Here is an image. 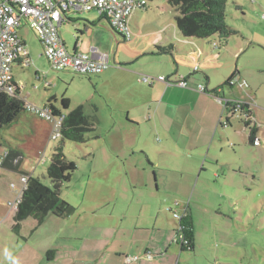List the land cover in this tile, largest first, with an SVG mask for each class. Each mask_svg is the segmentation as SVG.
I'll return each mask as SVG.
<instances>
[{
	"label": "crops",
	"instance_id": "1",
	"mask_svg": "<svg viewBox=\"0 0 264 264\" xmlns=\"http://www.w3.org/2000/svg\"><path fill=\"white\" fill-rule=\"evenodd\" d=\"M176 16L168 0H147L145 7L135 8L129 16L132 37L126 40L97 10L66 13L59 34L67 49L78 53L94 50L106 56L108 68L92 75L51 69L39 38L22 20L18 33L28 51V61L25 64L17 60L12 74L18 96L25 103L60 109L61 99L67 98L70 109L82 106L84 113L95 115L96 126L106 122L111 128L117 124L136 128L139 133L131 155L143 153L142 146L148 149L150 138L152 147L163 156L146 157L153 169V182L131 178V187L141 195L133 190L135 195L129 197L127 209L115 212L113 207L108 208L112 198L103 191L94 197H77L78 203L61 195L74 211L68 216H50L41 225L34 222L29 233L21 227L18 237L22 245L15 240L12 256L0 264H183L189 258L184 254L195 256V244L194 251L189 252L174 242L178 220L163 202L173 186L168 185V180L176 176H159L154 169L176 159L174 173L181 179L205 180L242 170L264 176V80L258 79L264 75V65L249 61L240 64L237 58L242 44L233 47L236 41L222 46L215 37H184L176 26ZM143 75L153 78L152 83L139 81ZM160 75L168 83L157 79ZM179 80L186 81V85H179ZM238 81L248 86L240 87ZM61 84L65 88L59 90ZM50 86L53 88L47 89ZM235 100L246 103L243 114H232L229 105ZM102 113H108L107 121ZM39 119L42 131L37 119L28 120L27 126L47 145L51 124ZM245 123L256 128L254 137L259 139V145L249 141L250 129ZM152 135L157 143L152 141ZM8 147L0 144L4 148L0 156L8 152ZM245 149L253 152L252 164L243 166L238 154ZM241 159L245 155L241 154ZM36 161L45 162V152ZM37 167H32L31 172L35 173ZM19 170L34 177L33 173ZM114 171L115 176L121 173L119 167ZM128 173L125 169L127 177ZM188 210L193 216L189 203ZM49 250L54 252L48 257ZM147 252L151 257L145 256ZM134 255L139 259L124 261L126 256ZM194 264H200L196 258Z\"/></svg>",
	"mask_w": 264,
	"mask_h": 264
},
{
	"label": "rangeland",
	"instance_id": "2",
	"mask_svg": "<svg viewBox=\"0 0 264 264\" xmlns=\"http://www.w3.org/2000/svg\"><path fill=\"white\" fill-rule=\"evenodd\" d=\"M263 13L264 0H228L226 4V23L237 33L230 34L226 39L221 37V41L215 35V39L218 45L222 46L232 41L237 42L233 47L242 44L240 56L237 58L240 64L249 61L264 65ZM258 79L264 80V75ZM52 88L53 86L47 87V89ZM63 88L65 85L64 87L62 84L59 85V90ZM261 91L264 92V85L261 86ZM30 113L23 110L11 126L0 127V144H5L9 146L8 148L11 146L21 153L19 167L23 172L33 173L32 167L38 165L33 173L34 177L52 188V183L46 175V168L53 147L59 140L47 139L45 141L47 145L42 143V137L35 136L27 126L28 120L37 119V126L40 127L42 120ZM85 115L90 116V112ZM107 116L108 113L101 114V117L105 118L104 121L109 119ZM102 123L85 133L84 142L75 143L69 140L64 142V154L74 161L77 168L70 182L62 186L61 195L64 198L68 196L67 198L72 199V202L78 203L80 200L76 199L77 197L89 195L94 197L97 192L103 191L112 198L108 208L113 207L115 212H119L123 208L127 209L131 201L129 197L135 194L141 195L137 189L131 187L134 183L131 178H147L148 181L153 182L151 176L153 169L150 168L146 157L152 156L157 159L163 156V153L152 147V142L148 138V149L142 146L143 153L131 155V149L135 148L138 130L129 124H123L124 127L117 124L116 127L111 128L109 123ZM41 129L42 127L40 131ZM144 132L146 131H142V137ZM157 134L159 139H162L160 133ZM152 139L155 140L154 135ZM250 148L254 147L250 146ZM1 149L4 148H0V152ZM42 151L45 152L46 161L37 164L36 160L41 156ZM252 153L249 149H245L238 154V160L243 166L252 164L250 161ZM241 154L245 155V159L248 157V161L242 160ZM176 163L177 160L173 159L168 163H162L163 168L156 167L154 170L159 176H176L172 181L168 180V185L173 186L169 188L171 193L164 195V204L170 205L177 201L182 207L187 202L192 209L196 231L195 256L184 254L189 258L182 263L194 264L196 258L200 264H264V176L258 172L256 175L242 170L227 171L218 178L209 177L205 180L202 177L181 179L174 173ZM118 167L121 173L115 176L114 169L117 170ZM125 169L130 172L128 177ZM143 169L149 173H144ZM258 170L259 167H256V171ZM21 174L23 173L0 170V262H5L12 256L11 248L16 244L15 240L19 241V245L23 243L12 229L15 211L8 206V202L15 197V190L22 185ZM252 175L257 177L254 178ZM12 185L15 189L11 188ZM107 187L111 191L107 190ZM133 190L135 194L132 196ZM95 205L93 203V207ZM34 222L33 218L25 219L22 223V231L29 233Z\"/></svg>",
	"mask_w": 264,
	"mask_h": 264
},
{
	"label": "trees",
	"instance_id": "3",
	"mask_svg": "<svg viewBox=\"0 0 264 264\" xmlns=\"http://www.w3.org/2000/svg\"><path fill=\"white\" fill-rule=\"evenodd\" d=\"M227 2L228 0H168L169 5L177 11L176 26L184 37L200 39L216 35L220 41L221 37L226 39L230 34L237 33L225 20ZM165 82L168 83V81ZM18 91L19 89L14 95L0 92V127L11 126L17 120L20 112L25 110V102L18 96ZM50 107L56 114L64 115L62 136L53 147L46 168V175L53 187L43 184L39 178L28 176L21 202L14 210L12 229L17 235L21 230L22 222L29 217L33 218L37 225H41L49 216L63 217L74 211V207L61 197L62 186L70 182L72 174L77 168L74 161L68 159L64 154V142L66 140L75 143L84 142L85 133L95 129L97 124L96 116H86L82 106L70 109L67 98L61 99L60 109L53 105ZM62 110L69 111L64 113ZM245 124L250 129L249 141L252 142L256 128L250 127L249 123ZM21 159V153L10 146L0 170L21 173L19 170ZM179 206L177 201L170 205L165 204L167 211L172 215L174 213L178 215V217L173 216L178 220L174 242L180 246L181 250L192 252L195 244L193 216L188 210L187 202L183 205L184 208H180L183 212L181 214L177 212ZM53 252V250H49L47 256H51ZM147 254L151 257L149 252L145 256Z\"/></svg>",
	"mask_w": 264,
	"mask_h": 264
},
{
	"label": "built area",
	"instance_id": "4",
	"mask_svg": "<svg viewBox=\"0 0 264 264\" xmlns=\"http://www.w3.org/2000/svg\"><path fill=\"white\" fill-rule=\"evenodd\" d=\"M146 2L147 0H0V92L8 95L15 94L19 88L13 82V65L18 59H22L25 64L28 61V51L18 33L22 20L39 38L51 69L55 71L71 70L78 74L92 75L108 68L106 56L98 54L94 50L89 53L70 52L59 34V27L64 21V15L71 11L97 10L100 14L108 17L110 26L117 33L129 40L132 37V32L128 18L135 8L145 7ZM152 79L143 75L139 81L151 84ZM157 79L166 81V78L161 75ZM178 84L185 86L186 82L180 80ZM238 85L240 87L248 86L245 81H238ZM198 88L202 90L203 86L199 84ZM245 104L242 100L232 101L229 105L232 114H243L242 110ZM24 109L50 122L49 139L58 140L62 136L63 114H56L50 106L39 107L30 103H25ZM253 144H260L257 137L253 139ZM6 155L7 153L0 156V169ZM20 182L22 185L15 190L14 199L8 202V206L12 210H16L21 202L28 176L20 175ZM11 188L15 189L13 185ZM173 216L178 217L177 213H174ZM146 256L149 257V254ZM138 259L139 257L136 255L126 256L124 261Z\"/></svg>",
	"mask_w": 264,
	"mask_h": 264
},
{
	"label": "clouds",
	"instance_id": "5",
	"mask_svg": "<svg viewBox=\"0 0 264 264\" xmlns=\"http://www.w3.org/2000/svg\"><path fill=\"white\" fill-rule=\"evenodd\" d=\"M255 137H253V139H254ZM253 139H252V143H253ZM23 175V174H22Z\"/></svg>",
	"mask_w": 264,
	"mask_h": 264
}]
</instances>
